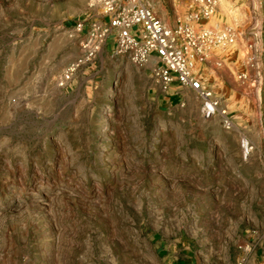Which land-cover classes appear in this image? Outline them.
<instances>
[{
	"label": "rangeland",
	"instance_id": "374dc122",
	"mask_svg": "<svg viewBox=\"0 0 264 264\" xmlns=\"http://www.w3.org/2000/svg\"><path fill=\"white\" fill-rule=\"evenodd\" d=\"M137 3L169 27L192 24L185 0ZM100 11L0 0V264H258L264 52L229 24L233 42L196 61L226 128L193 90L164 92L152 59L114 53L112 39L84 52L74 22ZM216 21L202 26L228 29Z\"/></svg>",
	"mask_w": 264,
	"mask_h": 264
},
{
	"label": "built area",
	"instance_id": "2783aa9c",
	"mask_svg": "<svg viewBox=\"0 0 264 264\" xmlns=\"http://www.w3.org/2000/svg\"><path fill=\"white\" fill-rule=\"evenodd\" d=\"M185 1L191 8L188 19L192 24L169 27L137 0H98V17L85 13L73 26L86 36L81 48L88 55L112 39L114 53L127 54L134 63L152 59L151 74L164 92L174 84L193 90L202 99V116L220 114L223 125L229 128L232 121L227 111L219 107L218 100L202 86L196 61L204 60L212 48L232 43L233 33L231 29L217 31L202 26L203 20L214 14L219 0ZM72 70L70 67L66 73ZM242 147L246 155L250 146L243 141Z\"/></svg>",
	"mask_w": 264,
	"mask_h": 264
},
{
	"label": "crops",
	"instance_id": "0c3cea01",
	"mask_svg": "<svg viewBox=\"0 0 264 264\" xmlns=\"http://www.w3.org/2000/svg\"><path fill=\"white\" fill-rule=\"evenodd\" d=\"M220 1H218L215 10V16L217 18L214 24L215 28L228 27V29H231L229 24H235L236 30L239 31L238 34L242 35L246 40V43L240 44V46L246 50H250L252 53L262 54L264 52V0H252L253 6L249 0H223V5H220ZM230 10L236 12V15H232ZM172 87H175L178 91L189 89L181 88L177 84L172 85ZM171 253L174 254L175 252ZM167 256H170V254ZM254 256L262 260L258 264H263L264 247L257 249ZM184 261L182 259H176L175 263L185 264Z\"/></svg>",
	"mask_w": 264,
	"mask_h": 264
}]
</instances>
